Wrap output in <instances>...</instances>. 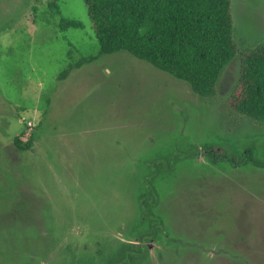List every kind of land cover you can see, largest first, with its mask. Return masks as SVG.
I'll return each instance as SVG.
<instances>
[{
	"label": "rangeland",
	"instance_id": "rangeland-1",
	"mask_svg": "<svg viewBox=\"0 0 264 264\" xmlns=\"http://www.w3.org/2000/svg\"><path fill=\"white\" fill-rule=\"evenodd\" d=\"M52 1L0 0V264H117L129 244L134 264H264V168L205 149L264 160V123L225 106L238 57L202 98L126 52L98 55L82 0H58L82 27L59 31ZM230 12L240 51L264 40V0ZM146 178L162 229L141 242Z\"/></svg>",
	"mask_w": 264,
	"mask_h": 264
},
{
	"label": "trees",
	"instance_id": "trees-1",
	"mask_svg": "<svg viewBox=\"0 0 264 264\" xmlns=\"http://www.w3.org/2000/svg\"><path fill=\"white\" fill-rule=\"evenodd\" d=\"M38 1V0H34ZM90 30L98 44V55L126 52L138 60L176 80L187 83L198 96H213L218 80L235 57L239 60L237 82L226 99L225 106L235 114L264 123V40L239 50L233 37L230 0H82ZM58 0L49 4L50 11L60 19L59 31L80 29L81 24L61 16ZM72 51H67L70 60ZM95 57L69 63L57 80H64L72 70L91 63ZM14 145L20 150L17 140ZM208 155L236 166L251 164L264 168V160L253 156L249 147L239 161L222 149L206 147ZM144 195L138 199L142 217L153 231L139 237L145 242L162 229V222L152 208L157 205V193L145 179ZM118 251L117 264H134L142 248L129 244ZM145 249V247H143Z\"/></svg>",
	"mask_w": 264,
	"mask_h": 264
},
{
	"label": "built area",
	"instance_id": "built-area-1",
	"mask_svg": "<svg viewBox=\"0 0 264 264\" xmlns=\"http://www.w3.org/2000/svg\"><path fill=\"white\" fill-rule=\"evenodd\" d=\"M30 126V124H28Z\"/></svg>",
	"mask_w": 264,
	"mask_h": 264
},
{
	"label": "flooded vegetation",
	"instance_id": "flooded-vegetation-1",
	"mask_svg": "<svg viewBox=\"0 0 264 264\" xmlns=\"http://www.w3.org/2000/svg\"><path fill=\"white\" fill-rule=\"evenodd\" d=\"M149 241H151V240H149ZM139 248V247H138Z\"/></svg>",
	"mask_w": 264,
	"mask_h": 264
}]
</instances>
